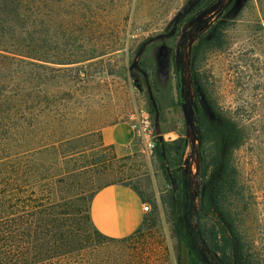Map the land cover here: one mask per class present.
Listing matches in <instances>:
<instances>
[{"label": "trees", "instance_id": "16d2710c", "mask_svg": "<svg viewBox=\"0 0 264 264\" xmlns=\"http://www.w3.org/2000/svg\"><path fill=\"white\" fill-rule=\"evenodd\" d=\"M66 12L63 0H0V264H149L144 256L114 253L105 246L132 240L146 217L127 236L104 235L90 216L91 200L101 187L57 197L55 181L46 173L44 154L94 133L82 130L81 113L91 99L87 90L100 72L92 66L121 43L97 41L91 17L87 26L80 25L83 33H74L78 20H67ZM225 44L220 27L201 34L192 49L191 78L202 106L196 120L203 189L197 231L191 226L187 185L161 197L174 216L179 244L188 247V264H254L229 201L239 193L231 154L252 123L217 104L200 65V55ZM101 72L112 73L106 68ZM186 147L187 139L180 135L171 142L156 140L153 153L161 167L169 161L176 172ZM123 184L146 201L136 186ZM209 211L219 215L218 224L205 220Z\"/></svg>", "mask_w": 264, "mask_h": 264}, {"label": "rangeland", "instance_id": "374dc122", "mask_svg": "<svg viewBox=\"0 0 264 264\" xmlns=\"http://www.w3.org/2000/svg\"><path fill=\"white\" fill-rule=\"evenodd\" d=\"M190 1L63 0L66 19L78 20L74 33H83L80 25L87 26L91 17L98 33L97 41L108 38L119 39L121 43L115 47L118 49L97 58L92 66L100 72L87 90L91 99L81 113H85L82 130L91 129L94 133L70 140L55 152L44 154L49 167L46 173L55 181L53 191L57 197L87 194L119 181L136 186L150 204V210L144 215V228L132 240L107 242L106 249L144 256L149 264H178L181 246L175 233L174 216L161 201L172 188L170 176L166 177L167 168L176 178L177 188L180 184L183 187L185 181L189 184L192 229L194 224L198 227L196 213L203 190L199 173L194 186L191 184L196 156L191 153L180 108L186 97L182 79L189 84L197 119L202 106L191 78L192 49L207 29L212 32L223 27L225 47L200 55V65L217 104L238 111L252 123L244 142L231 154L239 193L229 201L236 227L250 250V259L260 264L264 259V0H234L218 18H210V11L215 7L217 10L227 0H212L215 5L209 0L203 3L198 0L202 3L200 7L205 8L203 17L207 19L196 28L192 23L194 17L186 19L194 6L186 9ZM206 4L211 7L206 8ZM103 68L112 73L101 72ZM132 114L149 121L156 134L155 141L158 140L156 130L161 136L172 132L173 139H162L166 142L180 135L187 139L179 171L175 172V166L169 161H164L161 167L153 150H145L139 138L133 143L131 153L123 156L103 142L104 126L123 119L131 121ZM195 146L200 170L199 140ZM205 151L208 152L207 147ZM124 156L127 158L122 159ZM194 192H198L195 197ZM218 216L209 211L205 220L208 224H218Z\"/></svg>", "mask_w": 264, "mask_h": 264}, {"label": "crops", "instance_id": "0c3cea01", "mask_svg": "<svg viewBox=\"0 0 264 264\" xmlns=\"http://www.w3.org/2000/svg\"><path fill=\"white\" fill-rule=\"evenodd\" d=\"M102 140L112 145L119 156L132 151L136 140L129 119L119 120L101 129ZM142 199L130 186L111 183L98 189L90 203V216L94 227L104 235L123 237L133 233L141 224L145 212Z\"/></svg>", "mask_w": 264, "mask_h": 264}, {"label": "water", "instance_id": "95a60500", "mask_svg": "<svg viewBox=\"0 0 264 264\" xmlns=\"http://www.w3.org/2000/svg\"><path fill=\"white\" fill-rule=\"evenodd\" d=\"M197 1L198 0H191L188 3L186 9H189ZM193 39H191L190 44L192 43ZM182 82L184 83V85L186 87V97H185L184 101H182L180 103V108H181V111H182V114H183V118H184V121H185L186 137L190 141L191 153L196 156V158H195V173H194V175L191 178V184H192V186H194V184L196 182L195 180H196V178L198 176V173H199V158H198L197 149H196V146H195L196 142L198 141L197 133H196V120L197 119H196V113H195V108H194V100L192 98L193 95L189 91V88H190L189 84L187 83L186 79H182ZM195 93H196V91H195ZM197 98H198V96H197ZM198 100L201 101V98L199 97ZM156 131H157V134H158V137H157L158 141H162L163 138L161 136V133L159 132V130H156ZM167 173L170 176V180H171V183H172L173 190L177 189L176 178L171 175V172H170L169 168H167ZM195 196H196V192H194V197ZM193 230L197 231V225L196 224H194V229ZM199 244H200V246H202L201 245L202 244V240H200V238H199ZM180 246H181L180 264H188V260H189L188 247L184 243H181ZM202 248L204 249V251H207V249L204 248L203 246H202Z\"/></svg>", "mask_w": 264, "mask_h": 264}, {"label": "built area", "instance_id": "2783aa9c", "mask_svg": "<svg viewBox=\"0 0 264 264\" xmlns=\"http://www.w3.org/2000/svg\"><path fill=\"white\" fill-rule=\"evenodd\" d=\"M131 126L135 130L136 139L139 138L143 143L144 149L147 151H152L155 146V137L154 129L146 118H140L138 114L131 115ZM172 132L163 133L162 138L164 139H173ZM177 135V133L175 132ZM142 210L146 213L150 210V204L146 201L142 202Z\"/></svg>", "mask_w": 264, "mask_h": 264}, {"label": "flooded vegetation", "instance_id": "af4514ba", "mask_svg": "<svg viewBox=\"0 0 264 264\" xmlns=\"http://www.w3.org/2000/svg\"><path fill=\"white\" fill-rule=\"evenodd\" d=\"M212 0H209V2H211ZM214 2H215V0H213ZM212 1V2H213ZM234 0H227L226 1V3L225 4H222V5H219L218 6V9L217 10H215V8L213 9V10H211L210 11V18H218L221 14H222V12L224 11V9H225V7L226 6H228V5H230L232 2H233ZM208 2V3H209ZM212 2H211V4H212ZM200 4V3H199ZM205 5V4H204ZM212 5H215V3L214 4H212ZM210 8L211 6H207V4H206V8ZM203 9H205V8H203V7H198V8H196L195 9V7L193 8V9H191V11H190V14L186 17V19H189V17L190 16H192V17H194V18H192V20H194L193 21V27L194 28H196V27H201L202 26V22L205 20V19H207V18H205V17H203L204 16V11H203ZM206 15V14H205ZM203 17V18H202ZM209 18V19H210ZM183 21H184V19H183ZM208 30H210V28L209 29H207L205 32H208ZM204 33V32H203ZM202 33V34H203ZM194 38V36L191 38V39H193ZM172 175V174H171ZM184 185H187L186 187H187V189H188V196H189V199L191 200V194H190V191H189V184H188V182H184ZM178 188H181V184L178 186ZM198 194V192H196V195ZM191 210H190V213L192 212V210H193V206H192V200H191Z\"/></svg>", "mask_w": 264, "mask_h": 264}]
</instances>
